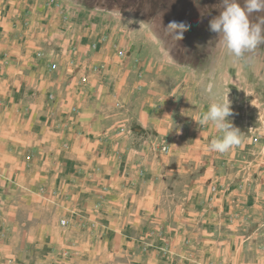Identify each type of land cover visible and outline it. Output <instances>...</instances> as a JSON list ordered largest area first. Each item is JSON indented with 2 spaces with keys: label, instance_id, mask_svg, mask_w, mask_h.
<instances>
[{
  "label": "rangeland",
  "instance_id": "obj_1",
  "mask_svg": "<svg viewBox=\"0 0 264 264\" xmlns=\"http://www.w3.org/2000/svg\"><path fill=\"white\" fill-rule=\"evenodd\" d=\"M210 44L211 69L196 71L130 18L69 0H0V264H64L63 241L86 234L40 176L47 159L32 167V154L55 150L64 162L94 157L102 187L85 183L79 206L99 203L95 241L109 219L119 226L114 264L148 253L162 264H264V62ZM226 95L241 142L219 154L209 147L222 133L199 121ZM66 123L87 140L77 153L45 127Z\"/></svg>",
  "mask_w": 264,
  "mask_h": 264
},
{
  "label": "crops",
  "instance_id": "obj_2",
  "mask_svg": "<svg viewBox=\"0 0 264 264\" xmlns=\"http://www.w3.org/2000/svg\"><path fill=\"white\" fill-rule=\"evenodd\" d=\"M65 99L71 101H74L78 99V96L72 95L67 96ZM72 105V103H71ZM67 106V108H66ZM70 103L64 102L62 104V112L68 111L70 108ZM17 115V114H16ZM48 130H58L65 132L67 134L68 138H65L64 141L67 142L68 148L71 152H75L74 149L76 148V153L80 151V146L84 145L86 147L87 140L82 138V136L78 135H71L72 132V124L66 123L59 125L58 127L51 128L50 126H45ZM91 129H93V126H91ZM81 135V134H80ZM41 144V143H40ZM93 144L91 143V153H93ZM41 146V145H40ZM72 146V148H71ZM43 149V146H41ZM42 154L38 156L36 153L32 154L33 159V165L32 167H35V163L39 161V163H42L44 160H46L43 164H46L47 166L42 167V173L41 177L45 180V178H48L50 180V183H54V186H58L56 192L59 194L60 199L57 200L59 208H61V212L66 214L67 220L69 225H75L74 227L81 228L78 225H85L84 227L87 228L86 234L84 237H74V239H67L66 241H63V245L60 247L62 255H67L65 258L62 259L64 264H114L111 259L114 256V250L115 245L118 239H122L121 237H117L115 234L111 236L110 230H113L114 227H119L116 225V222L114 219H109L110 222L106 223V229L103 230L104 236L100 238V241H95V235L97 234V230L95 231V228L98 227V222L94 221V214L95 212H98V206L99 203H94L92 205H89V202H84L83 204H80L79 206V200H81L84 197V189L83 185L85 183L90 182L92 187H88L92 193H94V188H97L100 190L102 187L101 178L98 177L101 173H97V168L94 163V157L91 156L89 159L87 158L85 162H80L77 158V154L75 158L76 161L68 162V161H62L60 156L59 161V154L57 150H55L52 155L48 154ZM6 162L1 161L0 162V175L4 176L6 175V170H8V164H5ZM38 166V165H36ZM6 178V177H5ZM94 179H100L97 182H94ZM1 181V179H0ZM32 183L35 181V177L31 176ZM113 189H117V182L116 180H112V183L109 185ZM89 191V193H91ZM98 193V192H97ZM94 201V200H93ZM81 207V208H78ZM89 208V209H87ZM79 209V210H78ZM102 210H105L104 208ZM108 210V209H107ZM83 212L85 213L84 217L85 219H81V214L79 216H75L74 212ZM101 224H103V221L99 220ZM119 221V223H124L125 226L127 224V221ZM115 224V225H114ZM96 225V226H95ZM124 226V227H125ZM69 227V226H68ZM70 228V227H69ZM85 228V229H86ZM71 229V228H70ZM73 231V230H72ZM98 236H100L98 234ZM100 242V243H99ZM130 243V242H128ZM104 245V247H103ZM103 247V248H99ZM58 252L49 253L47 256V259L50 260V262L54 261L58 257ZM152 253H148L146 255H141L139 259L137 260L136 264H162L161 261L157 259H150ZM71 255V256H70ZM106 257V258H104ZM144 257V259H142ZM106 260V262H103ZM190 264V262H188ZM131 264V263H130Z\"/></svg>",
  "mask_w": 264,
  "mask_h": 264
},
{
  "label": "flooded vegetation",
  "instance_id": "obj_3",
  "mask_svg": "<svg viewBox=\"0 0 264 264\" xmlns=\"http://www.w3.org/2000/svg\"><path fill=\"white\" fill-rule=\"evenodd\" d=\"M112 17L130 18L155 35L161 48L176 63L196 71H209L211 37L218 36L209 31V21L223 10L221 0H69ZM243 7L244 0H237ZM184 21L190 28L182 40L174 39L170 21ZM252 24L264 21V11L249 15ZM250 53L254 60L264 62V44Z\"/></svg>",
  "mask_w": 264,
  "mask_h": 264
},
{
  "label": "clouds",
  "instance_id": "obj_4",
  "mask_svg": "<svg viewBox=\"0 0 264 264\" xmlns=\"http://www.w3.org/2000/svg\"><path fill=\"white\" fill-rule=\"evenodd\" d=\"M223 10L209 21V31L218 36V46L226 50L235 60H240L246 52L255 50L264 44V21L252 24L249 15L264 11V0H244L243 7L237 0H221ZM172 29L174 39L182 40L183 34L190 28L187 22L175 20L167 25ZM233 115L231 101L226 95L222 102L212 103L202 115L199 123L211 122L222 133L210 143L209 150L219 154L229 152L241 142L240 131L228 119Z\"/></svg>",
  "mask_w": 264,
  "mask_h": 264
},
{
  "label": "water",
  "instance_id": "obj_5",
  "mask_svg": "<svg viewBox=\"0 0 264 264\" xmlns=\"http://www.w3.org/2000/svg\"><path fill=\"white\" fill-rule=\"evenodd\" d=\"M153 37H154V39H156L157 41H158V39L156 38V36L155 35H153V34H151ZM159 43V42H158Z\"/></svg>",
  "mask_w": 264,
  "mask_h": 264
},
{
  "label": "built area",
  "instance_id": "obj_6",
  "mask_svg": "<svg viewBox=\"0 0 264 264\" xmlns=\"http://www.w3.org/2000/svg\"><path fill=\"white\" fill-rule=\"evenodd\" d=\"M52 68L55 69V68H56V65L53 64V65H52Z\"/></svg>",
  "mask_w": 264,
  "mask_h": 264
}]
</instances>
